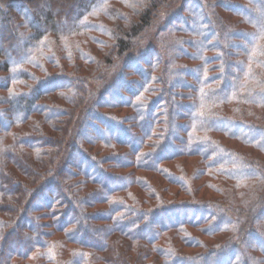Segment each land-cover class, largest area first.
I'll return each instance as SVG.
<instances>
[{
  "label": "trees",
  "instance_id": "16d2710c",
  "mask_svg": "<svg viewBox=\"0 0 264 264\" xmlns=\"http://www.w3.org/2000/svg\"><path fill=\"white\" fill-rule=\"evenodd\" d=\"M262 157L264 0H0V264H264Z\"/></svg>",
  "mask_w": 264,
  "mask_h": 264
},
{
  "label": "rangeland",
  "instance_id": "374dc122",
  "mask_svg": "<svg viewBox=\"0 0 264 264\" xmlns=\"http://www.w3.org/2000/svg\"><path fill=\"white\" fill-rule=\"evenodd\" d=\"M4 1H7L8 3H11L12 1H17V0H4ZM27 1V0H26ZM30 3H33V5H35V6H40V5H42L43 3H45V1L46 0H28ZM61 9H58L57 10V12H59ZM35 27H38V25H35ZM145 35V37L146 38H150L151 37V35H153L154 34V31L152 30V29H148L147 30V32H145L144 33ZM20 41H21V39H19ZM238 47H242L241 45H238ZM128 68H133V66H129ZM125 86H126V84H121V83H118L117 84V86H116V88H125ZM44 89V88H43ZM109 100H112V101H116V100H118V97H115L114 95H111V98H108ZM90 130H91V128L88 126V125H84L83 127H82V129H81V138H83V139H86V138H88V133L90 132ZM112 134H114V136H118L119 134H120V132H118V131H116V132H111L110 130L109 131H106L105 133H104V135H103V137L104 138H106V139H108V138H111V136H112ZM169 152V151H168ZM263 158V157H262ZM264 159V158H263ZM264 161V160H263ZM70 164H80V165H84V162H81V157H80V155L79 154H77L76 152L73 154V158H71V160H70ZM101 180H105L104 178H102ZM117 184V183H116ZM110 185H115V183H113V182H111L110 183ZM206 197H208V198H211V197H213V195H212V193H209V194H207L206 195ZM38 203H36V204H33L32 205V208H34L36 205H37ZM42 204H44V203H42ZM181 217H183L182 215H181ZM180 217V218H181ZM187 217H189V215L187 216ZM260 220L262 219H264V212H262L261 214H260V217H258ZM167 219V222H169L170 220H173L174 219V217H170V219L169 218H166ZM37 225V224H36ZM87 242H89V243H91V244H93L94 242L93 241H90V240H87ZM252 242H255V241H252ZM19 246H18V244H12V245H10L8 248H9V250H16L17 248H18ZM216 264H224V262H218V263H216Z\"/></svg>",
  "mask_w": 264,
  "mask_h": 264
}]
</instances>
